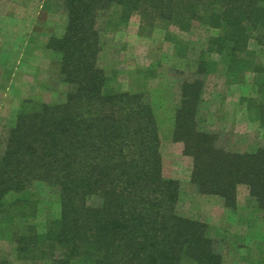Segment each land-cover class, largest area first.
<instances>
[{"label": "trees", "instance_id": "obj_1", "mask_svg": "<svg viewBox=\"0 0 264 264\" xmlns=\"http://www.w3.org/2000/svg\"><path fill=\"white\" fill-rule=\"evenodd\" d=\"M56 1L68 24L45 46L59 63L65 100H24L0 151V229L9 228L18 260L224 264L215 229L178 211L181 184L164 174L153 103L121 90L118 71L102 66L99 16L110 14L113 27L138 15L143 30L162 21L182 32L195 23L219 32L209 39L194 77L180 85L173 141L192 159L198 193L219 196L235 211L238 190L246 187L264 220V147L228 150L202 126L205 78L222 66L233 82L255 74L257 95L244 103L264 129V62L249 44L255 40L264 54V0ZM36 183L55 190L60 203V215L44 233L30 221L38 210ZM0 264L12 263L0 257Z\"/></svg>", "mask_w": 264, "mask_h": 264}, {"label": "rangeland", "instance_id": "obj_2", "mask_svg": "<svg viewBox=\"0 0 264 264\" xmlns=\"http://www.w3.org/2000/svg\"><path fill=\"white\" fill-rule=\"evenodd\" d=\"M109 21L110 14H100L101 64L108 72L118 71L121 90L142 93L153 103L164 174L181 184L179 213L215 229L224 264H264V220L248 189L239 188L235 211L219 196L198 193L191 183L192 159L184 155L182 143L173 141L180 85L194 77L209 39L219 32L199 23L182 32L162 21L153 30H143L138 15L121 27ZM67 24L66 13L56 0H0V151L24 100L50 104L65 100L67 88L60 81L59 63L45 45L51 36H62ZM249 44L259 54L258 63H263L260 46L255 40ZM212 59L220 61L216 55ZM254 79L249 71L233 82L222 66L205 78L202 126L218 134L220 145L228 150L252 152L264 147V129L249 116L244 103L257 95ZM33 193L38 210L30 221L44 233L48 222L60 215L59 197L44 183H36ZM11 237L9 228L0 229V257L12 264H45L18 260Z\"/></svg>", "mask_w": 264, "mask_h": 264}]
</instances>
